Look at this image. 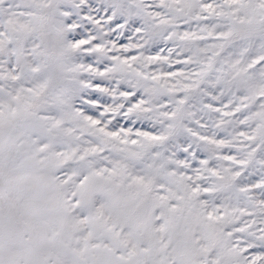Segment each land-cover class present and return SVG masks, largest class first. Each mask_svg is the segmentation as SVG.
<instances>
[{
	"label": "snow or ice",
	"instance_id": "6c2138e0",
	"mask_svg": "<svg viewBox=\"0 0 264 264\" xmlns=\"http://www.w3.org/2000/svg\"><path fill=\"white\" fill-rule=\"evenodd\" d=\"M0 264H264V0H0Z\"/></svg>",
	"mask_w": 264,
	"mask_h": 264
}]
</instances>
